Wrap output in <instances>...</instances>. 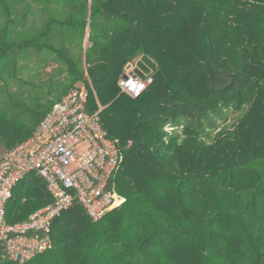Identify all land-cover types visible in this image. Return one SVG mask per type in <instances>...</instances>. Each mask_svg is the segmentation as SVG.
I'll return each instance as SVG.
<instances>
[{
  "label": "trees",
  "instance_id": "1",
  "mask_svg": "<svg viewBox=\"0 0 264 264\" xmlns=\"http://www.w3.org/2000/svg\"><path fill=\"white\" fill-rule=\"evenodd\" d=\"M143 56L154 83L133 99L119 82ZM79 83L126 201L98 222L76 203L27 264H264V0H0V154ZM27 178L9 223L54 202Z\"/></svg>",
  "mask_w": 264,
  "mask_h": 264
},
{
  "label": "built area",
  "instance_id": "2",
  "mask_svg": "<svg viewBox=\"0 0 264 264\" xmlns=\"http://www.w3.org/2000/svg\"><path fill=\"white\" fill-rule=\"evenodd\" d=\"M153 83L151 75L142 79L132 72L119 87L138 99ZM87 103L86 87H76L53 108L32 139L0 160V250L9 262L27 264L52 250L54 221L76 203L98 222L125 202L112 187L122 162L118 141L103 127L104 108L91 114ZM31 173L45 180L54 202L24 223H9L7 204L15 187Z\"/></svg>",
  "mask_w": 264,
  "mask_h": 264
},
{
  "label": "rangeland",
  "instance_id": "3",
  "mask_svg": "<svg viewBox=\"0 0 264 264\" xmlns=\"http://www.w3.org/2000/svg\"><path fill=\"white\" fill-rule=\"evenodd\" d=\"M166 3H167V1H166ZM166 3H161V4H159L158 6L159 7H161V6H163V4H166ZM158 4V3H157ZM169 3H167V5H168ZM84 47H85V49H87L88 47H89V43H88V37H87V39H86V41H85V45H84ZM133 65H135V63L133 64ZM136 66V65H135ZM88 68L89 67H87L86 66V75L88 76ZM134 71V68H131V67H129V69H128V71H127V76L129 75V74H131L132 72ZM87 82H88V84L89 85H91V81H90V79L89 78H87ZM85 86L86 87V85L84 84V83H79L78 84V86ZM81 147L84 149L85 147H86V143H84V144H82L81 145ZM7 153V151L6 152H3V153H1L0 154V159H1V157L2 156H4L5 154ZM30 177L29 178H27L25 181H23L22 182V184H20L17 188H16V190H15V192H14V195L15 196H19V195H21L23 192H25V189L28 187V185H29V183H30ZM249 199H247V201H248ZM125 201H126V199H125ZM124 204V203H123ZM122 204V205H123ZM122 205H120L119 207H122ZM261 224L259 225V226H257L258 228H261Z\"/></svg>",
  "mask_w": 264,
  "mask_h": 264
},
{
  "label": "water",
  "instance_id": "4",
  "mask_svg": "<svg viewBox=\"0 0 264 264\" xmlns=\"http://www.w3.org/2000/svg\"><path fill=\"white\" fill-rule=\"evenodd\" d=\"M157 65L155 62L148 56H143L136 64L134 73L144 79L147 75L152 74L156 70ZM125 78L127 75L124 76Z\"/></svg>",
  "mask_w": 264,
  "mask_h": 264
},
{
  "label": "crops",
  "instance_id": "5",
  "mask_svg": "<svg viewBox=\"0 0 264 264\" xmlns=\"http://www.w3.org/2000/svg\"><path fill=\"white\" fill-rule=\"evenodd\" d=\"M137 63H135V65H136ZM135 65H131V68H134L135 69ZM2 251H0V253H1ZM1 254H3V253H1ZM3 259H4V257H3ZM4 260H6V259H4ZM7 261V260H6Z\"/></svg>",
  "mask_w": 264,
  "mask_h": 264
}]
</instances>
